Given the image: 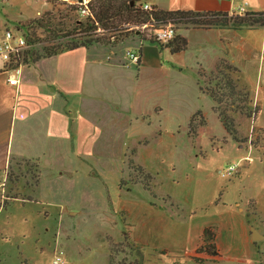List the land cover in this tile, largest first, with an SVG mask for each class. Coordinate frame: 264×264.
I'll return each instance as SVG.
<instances>
[{"label": "rangeland", "instance_id": "obj_1", "mask_svg": "<svg viewBox=\"0 0 264 264\" xmlns=\"http://www.w3.org/2000/svg\"><path fill=\"white\" fill-rule=\"evenodd\" d=\"M245 2L252 8H264V0H234V6ZM67 4L64 0H0V34L5 30L26 34L36 55H42L45 48L74 42L76 35L57 38L33 23L43 19L45 25L49 20L46 26L62 31L58 35L65 30L73 35V26L68 27L71 20L65 15L69 13L72 21L83 18L69 12ZM143 35L153 38V27L144 29ZM128 40L113 50L93 46L124 56L127 50L139 54L137 38ZM147 49L139 108L128 105L127 114L123 113L126 118L117 120L105 115L104 107L93 114L104 122L102 133L92 134V150L76 151L75 164L53 172L56 181H41L34 163L22 168V179L12 176L17 182L1 181L10 198L4 199L8 207L0 215V264H53L60 253L65 264H201L192 255L207 242L203 232L213 235L208 243L216 246L219 214L229 210H243L237 213L244 222L264 235V149L260 148L264 132L255 128V116H247L245 105L239 104L240 109L231 106V101L252 100L253 72L244 71L245 87L239 82L233 93L217 76L221 81L216 80L217 95L223 98L212 113V100L190 98L191 86L182 80L188 74L177 76L172 70L169 89L173 99L167 100L171 107L163 117L148 112L127 119L158 102L165 103V82L153 70L154 58L171 67L190 61V54L183 61L168 51ZM131 70L134 77V65ZM109 92L112 103L116 97ZM195 108L206 116L199 113L191 120ZM89 109L96 111L95 105ZM220 112L235 129V137L225 131ZM229 166H235V173L222 177ZM52 183L51 193L48 186ZM40 187L45 193L38 197ZM252 202L254 210L249 207ZM214 215L216 229L206 226ZM204 226L197 246L188 251L194 233ZM253 242L258 254L264 253V240L259 237ZM207 263L217 262L202 264Z\"/></svg>", "mask_w": 264, "mask_h": 264}, {"label": "crops", "instance_id": "obj_2", "mask_svg": "<svg viewBox=\"0 0 264 264\" xmlns=\"http://www.w3.org/2000/svg\"><path fill=\"white\" fill-rule=\"evenodd\" d=\"M146 3L163 11L236 13L234 9L240 7L234 6V0H149ZM245 3L247 4L245 7L248 6L245 8V13L264 12V8H252L250 4ZM178 33L188 43L187 48L180 52H176V48H166L165 45L157 43L141 44L137 39L139 45L137 52L141 59L138 65H134L136 68L134 77L131 75L133 65L124 55L111 51L113 48L108 52L107 49L97 46L64 51L48 59L31 60L23 64L18 75L6 71L2 65L0 67V183L1 181L13 183L14 180L16 182L19 180L12 176L19 175L22 179L21 170L27 163L36 165L38 172L41 173L39 175H42L41 181H56L53 172L58 171L61 166L75 164L76 151L86 148L92 150L94 143L92 134L102 133L103 129L101 130L100 127L104 122L101 123L100 117L93 118V114L101 113L104 107L102 111L106 112L105 115L117 120L119 117L126 118L123 113L127 114L125 111L130 109L128 108L130 105L135 107L136 104V108H139L142 84L146 83L142 69L149 47H154L160 52L168 51L171 56L179 55L183 61L184 57L190 54V61L186 62L187 64L183 62V65L174 67L175 64L171 67L163 65L157 57L154 58L153 70L159 77H163L162 81L165 82L163 86L165 103L163 105L158 102L150 109L141 110L127 119L140 117L148 112L154 117H163L164 112L171 107L168 106L167 100L173 99V93L169 89L173 80L172 70H175L177 76L188 74L189 77L182 80L183 83L191 86L190 98L194 97L196 100L198 97L200 100L209 98L201 94L198 89L197 72L199 69L205 72L214 71L218 64L225 62L242 73L239 82L243 83V87H245L242 81L244 71L253 72L254 88L248 91L256 109L254 125L257 130L264 132V29L189 28L182 29ZM11 75L15 76L16 85L9 84L8 78ZM110 89L112 95L116 97L112 103L108 96ZM93 105L96 110L94 113L89 109ZM111 110L115 112H110ZM210 111L212 113L214 111L212 101ZM197 112L206 116L200 108H195L190 112V118ZM57 174L62 173L59 171ZM53 184L48 186L49 192L52 191ZM40 192H43L41 194L44 196V187L37 188L36 194ZM5 194L0 192V215L8 207V204L4 205V199L10 197ZM38 197H41L40 194ZM238 211L243 213V210H229L225 215L219 214L217 229L216 214L212 222L206 225L213 226L217 230L215 243L223 257L214 264L223 262L264 264V253L258 254V248L252 239L254 228L244 222ZM206 226L194 233L193 243L188 251L197 246ZM261 238L264 240V235Z\"/></svg>", "mask_w": 264, "mask_h": 264}, {"label": "trees", "instance_id": "obj_3", "mask_svg": "<svg viewBox=\"0 0 264 264\" xmlns=\"http://www.w3.org/2000/svg\"><path fill=\"white\" fill-rule=\"evenodd\" d=\"M149 0H92L88 4V9L91 13V17L78 19L79 15V6L67 4V9L69 12L74 14L77 19H73L69 16V13L65 15L64 18L68 20L73 25V35H70L67 30L64 31V35H58L62 31L58 32L54 29L55 27L46 26L50 24L49 20L45 25L43 24V19L33 21L34 24H37V28H43L46 33L49 32L54 37L57 38H69L74 35L72 39L76 40L74 42H65L61 46L45 48L43 49L42 55H36L31 52V46L33 42L31 39L27 38V49L24 51L20 62L25 64L27 58L32 59L33 61L40 59H48L52 56H55L64 51H73L79 48H88L93 45H100L109 48H115L120 43L130 39L132 36L136 37L139 42L160 43L157 38H147L143 35L144 30H140L139 34L136 35L135 27H140L144 24H150V27L153 29L158 26L171 24L175 28L176 35L175 37L165 43L166 48H176V52L184 51L187 48V41L185 38L179 35V31L182 29H233L240 30L243 28L253 29V28H262L264 29V12H247L242 15L229 12H194V11H163L155 7H151L150 11L143 10V5ZM64 4V3H62ZM70 13V14H71ZM66 27V28H68ZM100 29L101 32L97 33L96 30ZM171 52H175L171 50ZM19 64V63H18ZM17 65H5L4 69L13 68ZM219 79L223 82V85L226 89L233 90L236 89L237 83L240 80V71L234 66L221 62L218 64L216 69L211 72H205L202 69H199L197 72V84L198 89L201 94L207 95L212 102L214 103V109L220 108L222 102V95H217V82ZM239 92V91H238ZM240 97H244L241 94ZM231 95L229 96V98ZM247 102H242V100L231 101V106L233 108H241L239 104L245 105L247 116L250 117V114L255 116L256 109L253 105V100L247 99ZM219 106V107H218ZM218 111V110H217ZM219 112V111H218ZM200 112H197L191 117L198 115ZM221 121L223 123L225 131L232 137H235L236 131L233 129L230 124H227V116L225 113H219ZM261 132V131H260ZM256 146L255 143H253ZM264 149V143L261 145ZM255 203L252 202L249 204V207L253 209ZM254 210V209H253ZM210 232L205 230L202 234L203 239H206V244L202 246L197 252L192 255V258L197 263L204 262H219L222 260V256L217 250V247L214 243L209 244L208 241L214 239L213 235L210 237ZM212 238V239H211Z\"/></svg>", "mask_w": 264, "mask_h": 264}, {"label": "built area", "instance_id": "obj_4", "mask_svg": "<svg viewBox=\"0 0 264 264\" xmlns=\"http://www.w3.org/2000/svg\"><path fill=\"white\" fill-rule=\"evenodd\" d=\"M70 5H78L79 6V15L82 18L91 17V13L88 9V4L92 0H82V2H79L78 0H64ZM247 4L245 3L244 6H241L238 8L236 14L242 15L245 13V6ZM143 10L150 11L151 6L148 3H145L143 5ZM150 24H144L140 27H135L137 33H139V30H144L150 27ZM97 33L101 32L100 29L96 30ZM154 35L157 38V40L160 43H167L171 41L175 35V28L171 24L158 26L154 29ZM27 35L22 33H13L9 30H5L3 33L0 34V62L3 63L5 66L9 65H17L13 68L5 69L6 71L14 72L15 75L20 74V70L22 68L23 63L20 62V58L22 57L24 51L27 49ZM126 59L132 64V65H138L140 63V55L133 53L131 51H126L125 53ZM19 63V64H18ZM8 82L11 85H16L17 80L14 75H11L8 78ZM236 169L235 166H229L226 171H224L221 175L222 177H230L235 173ZM0 192L1 194H5V184L0 183ZM61 255V253H60ZM59 254L55 256V259L53 261V264H65L64 260Z\"/></svg>", "mask_w": 264, "mask_h": 264}, {"label": "water", "instance_id": "obj_5", "mask_svg": "<svg viewBox=\"0 0 264 264\" xmlns=\"http://www.w3.org/2000/svg\"><path fill=\"white\" fill-rule=\"evenodd\" d=\"M78 1L82 2V0H78ZM259 237H262V236H260L255 229H252V239L255 240Z\"/></svg>", "mask_w": 264, "mask_h": 264}]
</instances>
